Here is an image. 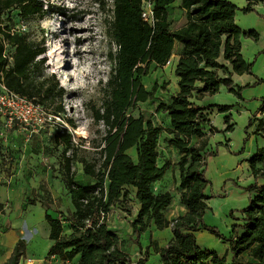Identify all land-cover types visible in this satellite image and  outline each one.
Segmentation results:
<instances>
[{
  "label": "trees",
  "instance_id": "obj_1",
  "mask_svg": "<svg viewBox=\"0 0 264 264\" xmlns=\"http://www.w3.org/2000/svg\"><path fill=\"white\" fill-rule=\"evenodd\" d=\"M174 1L112 0V19L107 31L116 48L107 53L111 72L101 110L94 113L95 118L106 126L100 148L102 158L97 165L81 157L83 173L94 182L77 181L71 170L70 157L66 155L73 146L71 134L60 123L54 126V141L64 146L61 153L65 187L73 210L57 216L45 210L48 238L52 241L48 255L69 264H131L128 253L121 248L122 240L105 221L113 206L123 204L131 188L133 202L137 204L136 215L131 221L135 244L141 247L137 237L152 224L158 229L172 227L173 236L165 245L150 241L161 264H205L208 258L212 264H264V183L247 187L248 205L242 210L241 223L233 224L238 230L232 236L222 237L216 227L202 220L207 208L204 189L208 184L203 176V165L205 155H212L205 149L207 136L203 126L209 123L207 110L210 107L216 106L220 111L228 107L196 102L205 94L216 93L221 84L229 87L233 72L241 74L249 70L250 64L240 52V37L256 40L257 33L243 31L234 16L237 10L253 11L254 5L262 0H246L242 8L230 0H181L177 8L186 11L187 21L170 29L168 14ZM146 2L151 5V22L141 17ZM12 10H17L22 20L44 13L40 0H0V81L34 103L50 107L54 114H64L62 86L53 73L41 78L43 59L37 56L44 52L43 46L28 40L22 32L11 33L4 24L10 19ZM175 43L181 45L173 71L178 90L159 106L169 116L172 136L168 143L181 153L177 162L179 201L187 211L168 220L164 211L171 203L172 193L152 190V184L164 176L168 165L166 162L159 165L156 161L157 127L150 121L144 122L141 115L127 114V109L153 95L157 84L147 90L141 77L148 74L151 65L153 68L164 66L173 54ZM4 49L11 56L10 62L3 55ZM229 90L233 91V88L229 87ZM256 130L264 131V116L258 119ZM192 136L199 138L196 144L191 143ZM263 160L264 149H258L249 162L253 165ZM258 174L264 179V166L254 172L255 176ZM122 207L119 209H125ZM63 221L71 229L69 234L63 232ZM200 228L228 241L232 254L230 261L226 254L218 256L215 251L202 250L198 246L194 232ZM24 250L25 243L19 238L1 264H18ZM142 253L136 264L143 263L146 252Z\"/></svg>",
  "mask_w": 264,
  "mask_h": 264
},
{
  "label": "rangeland",
  "instance_id": "obj_2",
  "mask_svg": "<svg viewBox=\"0 0 264 264\" xmlns=\"http://www.w3.org/2000/svg\"><path fill=\"white\" fill-rule=\"evenodd\" d=\"M40 1L43 15L22 20L18 11L12 10L10 19L5 20L4 24L10 29L19 28V32L28 40L43 46L44 52L37 56L43 59L41 78L53 73L64 90L62 104L65 113L58 115L62 121L55 119L54 126L60 123L71 134L73 146L66 151V155L70 157L74 178L81 183H93L94 179L83 173L80 158L94 161L97 165L102 158L100 148L106 126L95 118L94 113L101 108L111 72L112 64L107 53L116 48L107 31L112 19V0ZM262 2L263 0L260 4ZM146 5L147 2L144 3ZM172 9L177 11L176 7ZM256 10L254 7L253 12L258 16ZM170 20V29L182 23V19L174 20L170 17ZM262 37L264 42V34ZM243 52L250 54L251 47L244 45ZM248 62L250 72L259 71L264 77V47L253 52ZM173 73L168 66L153 68L151 65L148 74L142 76L141 81L147 90L154 83L157 84L153 95L145 101H138L134 108L127 109V114L134 117L141 115L144 122L150 121L157 127L158 164L160 160L167 158H173L177 162L179 160L168 143L172 136L169 133V116L159 106L161 101H168L177 92ZM263 87L264 82H257L250 87L240 88L239 95L222 86L212 94L214 104L226 105L228 108L218 112L214 107V110L224 117H237L243 105L249 107L247 104L254 102L253 97L256 95L253 93H257L259 89L263 91ZM241 90L244 93L241 94ZM196 102L199 105L213 104V100L204 103L198 99ZM40 107L44 112L54 114L50 107ZM53 128L45 125L32 130L31 127L16 122L10 125L0 115V264L10 255L19 238L23 239L25 250L19 257L18 264H69L47 254L52 241L48 238L45 210L53 216L73 210L65 187L66 176L61 153L64 146L55 143ZM233 134L237 135V129ZM131 153L135 159L133 148ZM168 181L169 179L162 187H167ZM176 181L179 184V175ZM156 183L152 184V190L161 191ZM178 184L176 189L179 191ZM131 190L129 188L127 198L120 207H113L124 206L127 214H131L135 206ZM114 220L111 215L105 218L107 226L113 224ZM62 225L63 232L69 234L71 229L68 223L63 221ZM134 237H126L124 243L133 242ZM151 249L149 261L155 264L156 253Z\"/></svg>",
  "mask_w": 264,
  "mask_h": 264
},
{
  "label": "crops",
  "instance_id": "obj_3",
  "mask_svg": "<svg viewBox=\"0 0 264 264\" xmlns=\"http://www.w3.org/2000/svg\"><path fill=\"white\" fill-rule=\"evenodd\" d=\"M230 1L238 8H242L246 5V0ZM262 3L263 4H260V1H258L254 5L257 9L256 12L258 16L253 11L244 13L241 10H237L235 12V22L243 31L254 30L257 33L256 43L252 42L254 40L252 37H240V52L247 63H249L248 60H250L253 52L264 47L262 37L264 34V21L262 22V20H264V0ZM180 4L181 0H175L170 5L176 7L177 11L170 8L168 14L169 18L171 17V19L174 20L182 19L181 24L171 29H176L184 25L187 21L186 11L177 8ZM170 10L173 11L171 12ZM244 45L251 47L252 52L250 54H245L243 52ZM180 47V44L175 43L174 57L171 55L169 64L164 65L170 67L172 71H174L177 62ZM175 78L174 76V79ZM230 80L231 85L229 87L233 88V91L240 95V88L250 87L257 82H264V77L259 71H255L254 73L250 72L249 68L248 71L241 74L233 72L230 76ZM176 81L177 78L175 79V88L178 90ZM222 86L226 85L221 84L219 89ZM226 87L229 90V87ZM242 93H244V91L242 92L241 90V94ZM253 94L256 95L253 97L254 102L247 104L249 107L243 105L242 109L238 111L237 117H224L221 113H218L220 112L218 107H210L207 110L209 123L203 126V132L207 136V145L205 149L212 152V155H205L203 165V176L208 181V184L204 189L207 208L204 211L202 220L205 224L216 227L221 236L225 238L232 236L234 231L238 230V228L236 229L233 227V224L241 223L242 221L240 219L241 213L248 205L249 200L247 187L251 184L261 185L264 183V179L261 175H254V172L260 171L264 166V160L257 161L253 165L249 162L257 153L258 149H264V131L256 130L258 119L264 116V87L263 91L259 89L257 93L254 92ZM213 97L214 95L205 94L200 100H203L204 103H209L213 100L214 104L215 98ZM214 107L217 108L218 112L214 110ZM211 127L214 129L211 130ZM236 129L237 135L234 136L233 133ZM190 141L196 144L199 138L197 136H192ZM171 149L175 155L180 157L181 153H179L175 147L172 146ZM168 160H170V162H167L168 165L165 174L160 180L156 181V185L160 186L159 189L161 190L172 191L171 203L164 211L165 217L168 220H172L184 214L187 208L179 201L180 190L178 191L176 189L178 184L176 179L179 175L176 165L177 160L173 158H167V160L163 159L160 160L159 165L164 164ZM168 179V186L162 187V184ZM134 205L131 214H127L125 209L113 207L108 212L107 216L111 215L115 220L113 224L108 226L122 240L121 248L128 253L131 264H136V260L142 252H146L142 264H151L149 259L153 246L150 245V241L157 240V244L159 242L160 245H165L173 236L172 227L167 226L158 229L152 224L137 237L141 247L131 241L127 244L124 243L126 237L132 236L131 221L134 219L137 212V204L135 202ZM194 234L196 242L202 250L215 251L218 256L226 254V259L228 261L232 259V254L229 251V243L225 239L217 237L215 234L201 228L196 230ZM150 237L153 239H150ZM155 258L157 259L155 264H161L158 253H156ZM205 264H212L211 259H206Z\"/></svg>",
  "mask_w": 264,
  "mask_h": 264
},
{
  "label": "built area",
  "instance_id": "obj_4",
  "mask_svg": "<svg viewBox=\"0 0 264 264\" xmlns=\"http://www.w3.org/2000/svg\"><path fill=\"white\" fill-rule=\"evenodd\" d=\"M141 17L147 21H152L151 5L148 2L146 6L142 7ZM10 32H19V28H12ZM4 43V48H6ZM8 50L4 49L3 55L7 57V61L10 62L11 56ZM0 115L8 124L19 123L23 126L41 127L48 125L54 127L55 119L60 120L58 115L48 114L44 112L39 104L34 103L26 96L20 95L13 90L8 89L0 81ZM62 121V120H60ZM57 123V122H56ZM171 223L170 225H172Z\"/></svg>",
  "mask_w": 264,
  "mask_h": 264
},
{
  "label": "bare ground",
  "instance_id": "obj_5",
  "mask_svg": "<svg viewBox=\"0 0 264 264\" xmlns=\"http://www.w3.org/2000/svg\"><path fill=\"white\" fill-rule=\"evenodd\" d=\"M169 61H170V58H169V60L167 61V63L165 65L169 64Z\"/></svg>",
  "mask_w": 264,
  "mask_h": 264
}]
</instances>
